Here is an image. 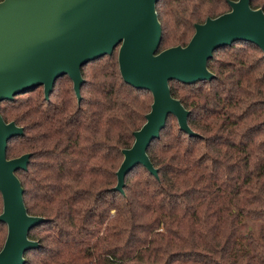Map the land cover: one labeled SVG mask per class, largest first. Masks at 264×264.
Returning <instances> with one entry per match:
<instances>
[{"label": "trees", "instance_id": "1", "mask_svg": "<svg viewBox=\"0 0 264 264\" xmlns=\"http://www.w3.org/2000/svg\"><path fill=\"white\" fill-rule=\"evenodd\" d=\"M250 5L264 11V0ZM155 6L159 50L185 46L195 23L229 10L228 0ZM113 52L82 66L79 101L62 76L48 98L38 86L0 102L3 119L23 128L8 140L7 157L30 153L27 168L16 171L26 210L46 219L29 230L39 245L25 251L23 264H264L261 49L235 41L208 59L212 79L169 82L196 135L169 115L147 148L157 175L136 165L122 192L113 189L122 149L152 96L123 81ZM5 237L0 221V249Z\"/></svg>", "mask_w": 264, "mask_h": 264}, {"label": "water", "instance_id": "2", "mask_svg": "<svg viewBox=\"0 0 264 264\" xmlns=\"http://www.w3.org/2000/svg\"><path fill=\"white\" fill-rule=\"evenodd\" d=\"M157 0H0V102L38 86L48 98L55 81L67 76L77 100L84 81L81 68L88 62L117 51L121 78L136 89L151 93L150 110L142 126L133 131V143L122 149L113 189L123 191L125 175L142 165L153 175L147 148L159 137L169 115L189 136L196 133L187 123L189 111L172 96L169 82L195 84L210 80L207 68L213 51L235 41L259 47L264 55V11L250 0H228L229 10L194 24L185 46L159 50L161 25ZM23 128L6 122L0 114V221L6 237L0 264H23L24 253L39 245L29 230L45 221L27 212L23 188L16 175L25 170L30 153L8 158V140Z\"/></svg>", "mask_w": 264, "mask_h": 264}, {"label": "rangeland", "instance_id": "3", "mask_svg": "<svg viewBox=\"0 0 264 264\" xmlns=\"http://www.w3.org/2000/svg\"><path fill=\"white\" fill-rule=\"evenodd\" d=\"M117 51H118V49L116 48V50L113 52V54L116 55V54H117ZM104 59H105V57H104V58H101V60H104ZM58 82H59L60 84H64V83L72 84L71 80H67V77H62V78H60V79L58 80ZM38 91L43 92V88L40 87V88L38 89ZM172 122H173V120H172ZM136 172H139V171H136Z\"/></svg>", "mask_w": 264, "mask_h": 264}]
</instances>
